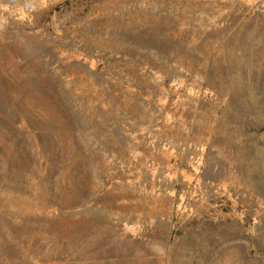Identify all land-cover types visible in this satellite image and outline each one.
Segmentation results:
<instances>
[{
	"label": "rangeland",
	"instance_id": "obj_1",
	"mask_svg": "<svg viewBox=\"0 0 264 264\" xmlns=\"http://www.w3.org/2000/svg\"><path fill=\"white\" fill-rule=\"evenodd\" d=\"M35 3L0 32V264H264V0Z\"/></svg>",
	"mask_w": 264,
	"mask_h": 264
},
{
	"label": "clouds",
	"instance_id": "obj_2",
	"mask_svg": "<svg viewBox=\"0 0 264 264\" xmlns=\"http://www.w3.org/2000/svg\"><path fill=\"white\" fill-rule=\"evenodd\" d=\"M41 3H46V0H41ZM35 0H23L22 5L18 0H0V32L4 31L9 25V18L17 11L31 12L35 11Z\"/></svg>",
	"mask_w": 264,
	"mask_h": 264
}]
</instances>
